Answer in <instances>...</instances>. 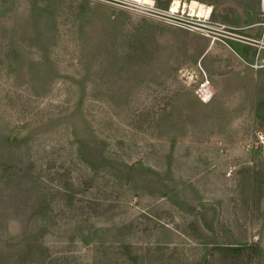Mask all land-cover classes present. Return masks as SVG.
I'll use <instances>...</instances> for the list:
<instances>
[{
	"label": "rangeland",
	"instance_id": "obj_1",
	"mask_svg": "<svg viewBox=\"0 0 264 264\" xmlns=\"http://www.w3.org/2000/svg\"><path fill=\"white\" fill-rule=\"evenodd\" d=\"M187 1L245 40L134 0H0V264H264L259 0Z\"/></svg>",
	"mask_w": 264,
	"mask_h": 264
},
{
	"label": "built area",
	"instance_id": "obj_2",
	"mask_svg": "<svg viewBox=\"0 0 264 264\" xmlns=\"http://www.w3.org/2000/svg\"><path fill=\"white\" fill-rule=\"evenodd\" d=\"M151 3L136 1L139 6H146L149 12L162 22L202 35L214 42L227 41L242 42L243 36L236 31L240 29L232 28L224 23L214 19V7L198 1L172 0L166 7L159 8L156 0H150ZM259 8L262 22L260 26L264 29V0H259ZM259 49L264 48V40L257 41ZM228 45V44H227ZM214 88L208 81L200 82L196 94L202 102L210 101L213 96ZM246 148L254 154L258 153L264 157V131L254 130L251 134L250 141Z\"/></svg>",
	"mask_w": 264,
	"mask_h": 264
},
{
	"label": "crops",
	"instance_id": "obj_3",
	"mask_svg": "<svg viewBox=\"0 0 264 264\" xmlns=\"http://www.w3.org/2000/svg\"><path fill=\"white\" fill-rule=\"evenodd\" d=\"M264 31V30H263ZM261 41V40H260ZM254 46H256L258 49H259V47L257 46V45H254ZM264 48H262V49H260L259 50V54L257 55L256 54V58H257V60H259L261 57H264V53H262V50H263ZM253 60H255V58L253 57Z\"/></svg>",
	"mask_w": 264,
	"mask_h": 264
},
{
	"label": "bare ground",
	"instance_id": "obj_4",
	"mask_svg": "<svg viewBox=\"0 0 264 264\" xmlns=\"http://www.w3.org/2000/svg\"><path fill=\"white\" fill-rule=\"evenodd\" d=\"M134 1H142V2H144V3H151L150 0H134Z\"/></svg>",
	"mask_w": 264,
	"mask_h": 264
}]
</instances>
